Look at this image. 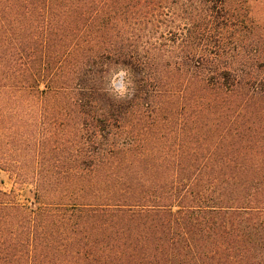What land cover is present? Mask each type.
<instances>
[{
  "label": "trees",
  "instance_id": "trees-1",
  "mask_svg": "<svg viewBox=\"0 0 264 264\" xmlns=\"http://www.w3.org/2000/svg\"><path fill=\"white\" fill-rule=\"evenodd\" d=\"M57 1L32 0L31 11L1 21L18 25L0 29V95L8 97L0 118L13 121L3 130L24 150L34 143L36 164L59 149L47 142L53 135L43 128L45 108L53 104L70 130L59 143L68 152L65 170L34 174L36 209L0 190V264H239L231 258L246 255L243 238L264 225V207L247 194L250 178L216 172L222 132L232 136L240 116L227 121L215 145L218 129L199 124L212 115L227 119L222 110L243 111L258 99L264 80L244 79L217 59L238 50L229 32L244 21L228 0ZM58 6L78 15L68 34L59 25L53 34ZM161 20L174 26L168 36L178 41L181 60L173 68L193 89L190 107L175 100L177 85L164 80L165 67L156 62ZM138 24L149 34L143 47L140 39L130 42L139 38ZM121 71L124 94L110 88ZM41 109L34 133L19 115ZM180 118L195 128L173 132L170 144L158 125ZM212 239L220 245L196 244Z\"/></svg>",
  "mask_w": 264,
  "mask_h": 264
},
{
  "label": "rangeland",
  "instance_id": "rangeland-1",
  "mask_svg": "<svg viewBox=\"0 0 264 264\" xmlns=\"http://www.w3.org/2000/svg\"><path fill=\"white\" fill-rule=\"evenodd\" d=\"M30 1L32 0H0V22L8 18V15H16V13L31 11L32 8L29 5ZM70 1L76 4L79 3V0H58L57 2L68 3ZM227 8L231 13L236 14L239 20L244 21L245 24L238 30H231L229 32L233 36L232 41L237 43L238 50H228L216 57L221 63L233 65L240 71L244 79H252L261 82L264 80V0H228ZM53 14H55L54 23L56 24L55 29H53V34L57 32L56 27L58 25L62 28L61 33L68 34L69 26L70 29L75 28L72 21L78 18V15L72 17L71 13L67 14L65 10L59 6L55 7ZM161 22L162 23H159V32L157 33L159 37L157 43L158 47L162 50L156 52V62H158L161 67H165L163 68L164 80H167V82L175 81L174 83L177 85L175 100H180L178 101L179 103L183 102V105L190 107L189 103L191 102L193 89L189 84H186L187 79L184 78L186 74L183 72L178 73L173 68L175 63L181 60L180 51L177 46H174V44H179L178 41L175 40L173 43L168 36V32L174 29V26H171V23L165 20H161ZM182 23L183 22L176 20L175 24ZM131 25L122 29V32L127 33ZM17 26L7 21L0 23V29H9L12 27L14 29L15 27L17 28ZM144 27L145 26L142 24L135 26V33L139 38H132L130 42L135 39H140L137 45H141L140 47H143L144 44L147 45L149 42V34ZM117 30L121 31L118 27L115 31ZM53 39L54 38H52V43L55 44L56 42L53 41ZM117 39L120 42L121 38L119 37ZM117 39H115V42ZM197 43L201 45L204 42L201 40ZM53 49L54 48H52L51 51H53ZM78 52L69 59L72 64H74V61H72L73 58L79 59ZM55 61H57V59ZM126 86L127 83L123 71L118 72L112 77L110 88L114 89L113 91L124 94L127 90ZM262 86L263 87L257 89L259 93L258 99L253 106L239 112L236 110V107H232L231 109L229 107V112L222 110V114L228 116L227 119L221 117L218 119L217 116L214 120L216 116L212 115L204 119L202 124H199L200 129L202 128L204 131H206L204 127L208 129H211V127L213 129H218L213 142H211L212 145H215L219 141L221 142L219 145L220 149L216 151V160L219 161V165H222V167L218 168L216 172L221 173V175H230L234 173L239 177L250 178V189L247 191V194H254L253 199H256V203L260 207H264V85ZM170 87L169 85L166 90ZM42 88H44L43 85ZM177 96H179V98ZM7 99L8 97L0 95V112L2 103L6 102ZM235 99L238 100V98H233V100ZM40 111L42 112L44 109L37 110V112H25L26 114L23 113L19 115V118L27 122L30 126V131L34 133L37 131L36 127L40 126ZM2 112L4 111L2 110ZM187 112H189V110H186V113ZM58 113V109H56L53 104L52 106L50 105L49 108H45L44 114L46 116L44 117L43 128L48 132V135H53L51 140L48 139L49 141L47 142H50L51 145L56 143L59 149L46 154L43 153V157L38 164H36L37 156L35 155L38 150L34 148V143L31 142L32 149L27 150L23 149L24 146H15L16 143L13 144L12 142L13 131L3 130L5 127L8 128L13 121L9 122V120L6 119L5 122H1L3 119L0 118V190L8 195L6 199L9 201L20 203L30 209H36L39 206V199L36 197V185L33 179L34 174L49 177L51 175H56V172L65 170V168H63V159L68 155V152L63 151L59 143L63 142V139H68L67 136L63 137L61 133L69 132L70 128L66 126L65 116L59 115ZM57 116L59 117L56 118ZM238 116L240 117L237 119L236 124L229 127L227 121L231 120L234 122ZM62 122H65L64 125H62ZM185 122L186 121H183L181 118L180 120L170 119L169 122L158 125V128L170 144H172L174 140L173 132L189 134L195 128L192 124L186 122V130L182 129ZM227 127L232 129L230 131L232 132V136L222 132L225 138L224 140L221 139L218 141L220 135H222L220 131H224ZM1 133H6L7 136H2ZM70 137L73 139V135ZM210 148L213 149L214 147L212 146ZM226 157L234 161L231 163V167H227L224 164V162L228 160ZM10 159L22 161V163L19 164L16 162V164L9 165L7 163ZM29 159H33L32 164L28 162ZM15 165H17L18 170ZM240 197H242V195H240ZM177 206L178 205L175 204V210L178 209ZM254 234L257 235L252 238L249 236L244 237L243 239L245 240L241 243L244 248H247L246 255L237 254L239 256L237 258H231V261L238 260V262H240L239 264H264V225L263 229L258 228L257 231H254ZM202 241L204 242L200 241L196 244L214 247L220 243L219 240L214 241V239L209 242L205 240ZM214 264L217 263L214 262Z\"/></svg>",
  "mask_w": 264,
  "mask_h": 264
}]
</instances>
